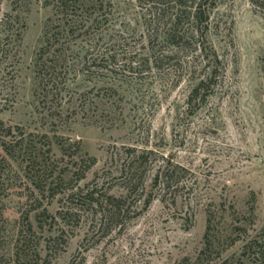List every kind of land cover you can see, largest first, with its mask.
Masks as SVG:
<instances>
[{"label":"rangeland","instance_id":"obj_1","mask_svg":"<svg viewBox=\"0 0 264 264\" xmlns=\"http://www.w3.org/2000/svg\"><path fill=\"white\" fill-rule=\"evenodd\" d=\"M1 1L0 264H196L208 231L212 254L200 264H264V12L221 0L204 50H174L158 70L147 63L158 45L149 0H114L104 42L123 53L86 82L96 85L92 121L72 109L52 114L36 96L35 59L53 7ZM8 14L26 23L9 55L1 53ZM21 134L37 148L30 169L20 152L3 150ZM143 152L151 154L129 188L120 168ZM165 168L172 181L155 186Z\"/></svg>","mask_w":264,"mask_h":264},{"label":"trees","instance_id":"obj_2","mask_svg":"<svg viewBox=\"0 0 264 264\" xmlns=\"http://www.w3.org/2000/svg\"><path fill=\"white\" fill-rule=\"evenodd\" d=\"M113 1L45 0L46 6L53 7V14L46 21L42 45L35 59V91L41 103L45 106L49 105L52 114L62 115L64 109H67V111L72 109L73 113L77 115L83 114V117L91 120L98 115L96 110L95 113L93 110V107L98 104L95 101V97L91 96L96 89V85L90 87L86 82H92L93 78L100 79V74L109 71V67L123 53L117 48H114L112 53L113 49L104 42L103 34L107 30L104 27L109 24L110 17L113 14ZM220 1L149 0L151 7L148 9L147 14L149 16L147 28L156 34L155 40L151 39L150 43L157 41L158 45L153 44L151 46L153 52L147 59L148 65L162 70L168 68L172 61L176 59L174 50L188 53L190 49L194 48L193 51L197 49L203 51L204 48H200L202 45L201 40L205 39L206 31L210 27V12L217 8ZM250 1L257 9L264 12V0ZM1 3L2 1L0 0ZM6 17V20L2 23V31L5 34L3 41L6 43L5 47L1 49V53L5 52L9 55L10 50L16 47L18 41L22 40L26 23L19 14H8ZM215 57L216 62L221 63L219 56L216 55ZM122 58L127 59L128 57L125 54ZM130 60L132 64L135 63L134 58L131 59L130 57ZM141 65L140 63L138 67ZM128 69L130 72H135L137 68L132 65ZM214 73H216L215 69L209 74L212 77L208 76L207 79L199 82L194 89L195 93L200 94L201 91L205 90ZM202 95L204 96L203 93ZM4 135L6 137L11 136L12 129L8 128ZM4 143L3 150L6 155L14 157L18 151L29 162L28 169L34 166L37 159L32 155L37 148L33 151L30 150L32 142L31 140H25V134H21L17 145ZM58 144H60L62 152L68 151V148H65L62 143L59 142ZM76 145L77 149L74 156L76 155L79 158L77 161H80H76V164L81 163V161L85 162L84 155L79 153L78 145L80 144ZM132 151L136 152V150ZM148 154H151V152H143L141 155L134 154L129 161L123 162L124 164L120 168L121 176L128 181L129 188L137 186V183L134 182L141 173L142 165H145L143 161L147 163ZM96 161V158H92V162L83 170L82 177L85 176L86 171L96 164ZM66 171L68 172V169L61 171L59 177L61 175L64 176ZM171 178L169 169H161L155 176L154 185L157 186L162 181L164 185L169 184L172 181ZM210 223L211 221L209 220V229ZM209 232L205 236V249L198 257L196 264H200L203 256L208 252H210V255L212 254V241ZM256 243H258V238L253 239L247 245V248ZM186 262L191 264L189 259L184 261L185 264ZM221 264L231 263L229 260H225Z\"/></svg>","mask_w":264,"mask_h":264}]
</instances>
